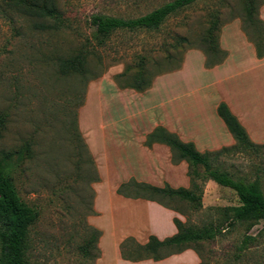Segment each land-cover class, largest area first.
Masks as SVG:
<instances>
[{
	"label": "rangeland",
	"instance_id": "rangeland-1",
	"mask_svg": "<svg viewBox=\"0 0 264 264\" xmlns=\"http://www.w3.org/2000/svg\"><path fill=\"white\" fill-rule=\"evenodd\" d=\"M172 1L57 0L61 24L48 21L55 28L47 31L34 29L31 19L6 11L0 2V156L21 155L11 177L21 201L38 212L26 253L31 264H99L101 237L89 255L82 246L90 238L88 227L109 225L107 191L117 192L122 186L127 196L145 195L133 184L147 183L135 178L118 181L119 160L104 161L103 154L102 179L89 146L99 129H136L143 135L158 126L168 130V91H177L176 99L186 101L193 91L206 90L216 81L201 69L208 57L209 33L227 56L223 46L229 47L236 60L244 56L240 33L254 44L259 41L264 50V28L247 19L246 0H199L172 15L159 30L119 31L103 44L95 39L91 24L95 15L134 19ZM254 1L260 12L264 0ZM78 54L86 57L85 74H63L60 60ZM221 58L210 54L211 61ZM138 72L151 82L144 92L126 88L135 83ZM187 112L191 121L195 108L190 105ZM191 123L184 136L192 140L179 136L181 140L194 143L200 153L220 152L217 165L235 179L259 180L264 191V144L252 140L259 148L242 150L227 132L228 136L222 134L219 141L211 142L204 130ZM170 154L175 181L159 187L191 190L188 163H176L171 150ZM197 184L200 207L178 198L157 199L187 227L222 225L225 209L238 205L237 195L213 181ZM98 193L103 198L102 212L96 210ZM222 226L223 233L215 240L190 244L201 264H238L236 249L245 226ZM263 229L264 219L250 234L258 235ZM259 243L239 264H253L258 253L264 254V235Z\"/></svg>",
	"mask_w": 264,
	"mask_h": 264
},
{
	"label": "trees",
	"instance_id": "trees-1",
	"mask_svg": "<svg viewBox=\"0 0 264 264\" xmlns=\"http://www.w3.org/2000/svg\"><path fill=\"white\" fill-rule=\"evenodd\" d=\"M199 0H173L152 12L134 19H123L107 15H95L91 19V24L95 28V39L103 44L115 32L119 31H156L172 15L188 8ZM4 9L11 13H16L22 17L31 19L36 30L47 31L55 28V25H48V21H55L61 24V12L57 0H0ZM246 16L252 23L258 22L264 28V21L260 18L259 6L254 0H246ZM206 68H213L224 62L227 53L220 49L217 43L211 38L210 33L206 36ZM257 57H264L259 41L255 43ZM210 54L214 56L222 55L219 60L211 61ZM87 60L82 54L71 56L60 60V70L63 74H85ZM151 82H146L145 74L138 72L135 83L126 88L144 92L149 89ZM217 114L224 122L229 133L234 138L238 147L242 150L259 148L254 143L246 128L239 121L230 107L221 102L217 107ZM3 126V119H0V129ZM154 144L166 145L172 152L174 162L186 161L190 168V176L193 178V188L173 189L169 186L164 188L151 186L148 184H133L138 192L134 196H127L120 187L118 194L134 199H146L157 202L169 208L158 197L178 198L189 203L201 206V195L197 192L201 190L197 181H213L217 185L231 189L238 197V205L225 209L222 225L227 224L231 229L236 224L245 226V234L240 245L236 249V259L241 263L252 250L257 249L260 239L263 238L264 229L258 235H251V229L264 219V191L259 180L247 182L245 179H235L222 167L216 164L220 152L200 153L195 144L184 142L180 137L168 131L162 126L156 127L148 136L145 142L147 147ZM21 155L14 157L13 154L5 153L0 156V264H31L27 259L28 239L31 227L38 219V212L26 206L20 199L17 188L11 177L15 164L21 159ZM175 159H178L177 161ZM149 194V195H148ZM174 223L178 232L164 240L151 235L146 244L141 245L134 238L125 239L120 246L122 258L126 261L140 262L153 260L162 261L172 255L179 254L185 250L192 249L190 244L213 241L223 233L222 225L204 226L202 228L187 227L182 221L175 218ZM90 238L82 246L85 255L90 254L93 243H98L102 232L95 227H88ZM178 248L177 251L164 253L165 250ZM98 251L99 248L97 249ZM196 253L197 251L194 250ZM258 252V251H257ZM258 259L253 264H264V254L258 253Z\"/></svg>",
	"mask_w": 264,
	"mask_h": 264
},
{
	"label": "crops",
	"instance_id": "crops-1",
	"mask_svg": "<svg viewBox=\"0 0 264 264\" xmlns=\"http://www.w3.org/2000/svg\"><path fill=\"white\" fill-rule=\"evenodd\" d=\"M260 18L264 21V6L260 10ZM240 34V52H243V58L236 60L229 47L222 45L224 50L228 51V56L222 64L208 69L205 62H202L203 73L216 79L213 85L209 84L206 90L198 89L195 93L193 91L191 98L186 101L176 99L177 91H168L171 123L168 131L188 139L184 135L190 126L189 122L192 121L193 128L200 132L204 130L211 142L219 141L222 134L230 135L217 114L218 105L225 102L246 128L251 140L264 144V57L258 58L255 44L244 34ZM248 68L249 71L246 72ZM170 93L174 94V97ZM190 105L195 108L191 121L187 116ZM174 122L178 123V127L173 126ZM151 132L143 135L136 129H99L90 138L89 146L100 166L102 179L104 169L101 168V154L105 157L104 161L119 160L118 181L135 178L138 182L156 187L174 182L176 166L170 162V148L162 144H154L150 148L145 146L147 136ZM107 194L104 197L108 199L109 225L102 226L97 223V227L102 231L99 241V264H201L200 257L192 249L158 262L124 260L120 246L129 237L144 245L151 235L160 240L174 236L178 232L174 223L176 213L157 202L124 197L116 191L113 192V189L107 191ZM101 199L103 200L98 193V212H102Z\"/></svg>",
	"mask_w": 264,
	"mask_h": 264
}]
</instances>
